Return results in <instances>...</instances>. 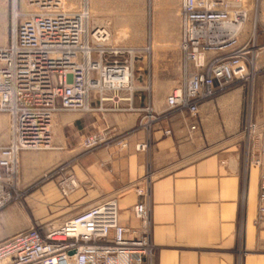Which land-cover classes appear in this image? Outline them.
Here are the masks:
<instances>
[{
	"label": "crops",
	"instance_id": "crops-1",
	"mask_svg": "<svg viewBox=\"0 0 264 264\" xmlns=\"http://www.w3.org/2000/svg\"><path fill=\"white\" fill-rule=\"evenodd\" d=\"M151 8L154 31L141 30L123 45L119 32L131 30L133 15L147 14L148 0H89L91 24L96 20L108 30L109 45L137 51L136 84L132 90L94 92L91 112L56 114L53 148L22 153L23 176L28 181L69 164L66 176L40 189L41 204H55L63 218L56 222L115 198L121 222L137 226L136 191L149 188L153 249L145 264H264L259 218L264 165H247L241 131L245 102L251 99L252 121L264 135V49L250 68L253 95L237 82L203 103L198 130L191 135L187 120L167 114L166 103L184 81L181 0H151ZM150 78L164 80L163 89ZM96 132L108 134L106 145L85 149L84 139ZM139 145L145 148L138 150ZM63 180L74 183L69 194L52 199L51 190Z\"/></svg>",
	"mask_w": 264,
	"mask_h": 264
},
{
	"label": "built area",
	"instance_id": "built-area-1",
	"mask_svg": "<svg viewBox=\"0 0 264 264\" xmlns=\"http://www.w3.org/2000/svg\"><path fill=\"white\" fill-rule=\"evenodd\" d=\"M24 1L32 11L16 26L10 44L0 46V113L11 121L7 144L0 133V210L14 199L21 153L51 149L55 115L93 111L94 92L132 90L138 57L133 48L109 45L108 30L91 24L87 1L79 11L62 8L63 0ZM180 15L184 81L168 95L167 114L185 118L194 135L203 103L250 80L257 46L243 39V0H182ZM242 133L247 165L262 168L264 135L251 118ZM107 137L106 132L93 133L83 146L95 149ZM73 185L60 182L63 196ZM136 194L132 213L137 226L123 224L117 200L107 198L60 222L32 225L1 241L0 264H145L153 249L150 189ZM259 218L264 222V173Z\"/></svg>",
	"mask_w": 264,
	"mask_h": 264
},
{
	"label": "rangeland",
	"instance_id": "rangeland-1",
	"mask_svg": "<svg viewBox=\"0 0 264 264\" xmlns=\"http://www.w3.org/2000/svg\"><path fill=\"white\" fill-rule=\"evenodd\" d=\"M89 0H63L62 8L70 11H79L82 10L85 6V2ZM182 2V0H181ZM97 3H94L95 6ZM243 4L245 10L247 11V21L244 26V40H252L257 46V53L254 61H257L259 55L264 49V0H243ZM98 5V4H97ZM32 11V8L29 7L24 0H0V46H7L10 44L12 39L13 31L16 26L26 18L28 14ZM93 25L101 26L102 24L93 21ZM156 25V14L151 8V0H148V11L145 15L135 14L131 19V30L125 29L124 31L119 32L117 36L118 42L126 45L130 40L134 41L140 35L141 30L146 31L151 34L154 31V27ZM129 37L131 39H129ZM129 44V43H128ZM135 63L133 66V84H136V76L134 73ZM151 84L155 81L156 87L158 89H163V81L164 80H154L153 78L146 79ZM177 85H180L178 82ZM234 86V85H233ZM232 86V87H233ZM245 86L248 91L251 93V96L254 93V83L246 82ZM179 87V86H178ZM176 87V88H178ZM228 90L218 91L211 99V101L215 99L218 95H221ZM207 101V102H208ZM245 109L243 112V131L245 123L247 119L249 120L253 117L252 104L251 99L245 102ZM63 114H74L81 112H62ZM249 115V116H248ZM254 122V121H253ZM255 123V122H254ZM10 118L7 114L0 113V133L2 137V142L7 139L9 130H10ZM67 133V132H65ZM53 140H54V130H53ZM53 144V143H52ZM103 144L102 146H105ZM100 147V146H99ZM53 148V145L51 149ZM48 149V150H51ZM39 151H27V152H40ZM26 151H23L24 153ZM21 153V154H22ZM69 172V164L65 163L60 166L54 167L46 172L43 176L37 178L34 176L31 180L26 181L20 166L19 159V167L17 174V186L14 194V199L12 202L6 206L4 209L0 210V242L5 240L6 238L14 235L16 232L29 228L32 225H37L39 223L46 222H56L62 218V216H58V210L56 209L55 204L44 206L41 204L40 189L43 184H50L52 186L53 183H57L61 177H64ZM62 191L60 188V184H58L57 188H53L49 196L51 198H59L62 196ZM53 203V201L51 202ZM55 206V207H54ZM87 207V206H86ZM86 207L78 210L76 213L85 210ZM74 216V215H73ZM130 224V223H129Z\"/></svg>",
	"mask_w": 264,
	"mask_h": 264
}]
</instances>
